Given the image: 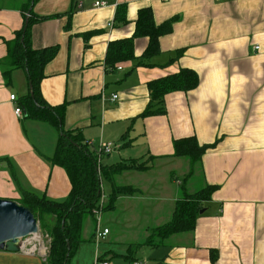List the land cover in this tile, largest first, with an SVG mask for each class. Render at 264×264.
Wrapping results in <instances>:
<instances>
[{"label":"crops","instance_id":"1","mask_svg":"<svg viewBox=\"0 0 264 264\" xmlns=\"http://www.w3.org/2000/svg\"><path fill=\"white\" fill-rule=\"evenodd\" d=\"M96 1L35 3L37 16L59 15L32 26L35 49L59 48L44 67L40 89L48 104L65 106L64 128L92 141L93 151L101 141L114 142L106 163L101 159L106 166L137 160L150 168L118 175L116 180L126 177L123 185L140 193L118 198L115 213L102 219L110 232L98 243L96 220L86 217L84 241L71 263L264 264V0H103L106 6H95ZM25 2L0 0V198L19 204L24 191L64 200L72 186L66 170L50 159L57 129L28 119L21 105L30 91L26 69H13L9 79L4 75L7 42L24 27ZM147 7L158 25L174 19L172 31L159 39L160 51L142 61L149 37L141 36L134 41L135 60L108 63L111 41L132 37L139 11ZM181 68L194 69L199 85L168 93L165 113L141 116L150 101L148 82ZM193 135L200 144L215 145L192 168L188 158L174 156V140ZM159 164L167 169L163 180L151 173ZM176 166L185 180L200 172L203 187L218 189L203 203L193 231L174 234L160 246L146 244L182 198L185 181ZM138 228L144 234L139 240L126 237ZM29 236L28 248L21 238L0 250V264H46L51 239L45 244L41 234Z\"/></svg>","mask_w":264,"mask_h":264},{"label":"trees","instance_id":"2","mask_svg":"<svg viewBox=\"0 0 264 264\" xmlns=\"http://www.w3.org/2000/svg\"><path fill=\"white\" fill-rule=\"evenodd\" d=\"M37 1L26 0L23 5L25 24L23 29L17 32L15 39L7 42L8 54L3 62L9 69L4 71V75L9 79L13 69H26L28 80L32 82L30 91L21 101L27 118L46 122L55 127L59 133L56 150L50 159L54 165H59L66 170L72 185L70 193L64 200H55L46 195L40 196L34 192L24 191L21 204L33 209L35 216L40 220L41 227L45 225L49 227L47 232L51 237V243L46 264H71L72 258L84 241L82 233L86 217L93 216L97 223V214L103 215L105 211L116 209L120 196L140 193V190L133 185L118 184L116 177L130 170L144 171L150 166H147L146 162L137 160L119 162L110 166L99 163L97 152L93 151L88 143L83 142L78 133L64 128L65 106H52L46 102L40 89L44 67L56 56L59 48L51 46L35 49L32 43V26L38 21L59 15L37 16L33 11ZM173 22L172 18L158 25L154 20L152 8L141 9L134 35L111 41L107 54L108 63L135 60L137 57L134 41L141 36L149 37V44L141 60L145 61L154 56L160 51V37L172 31ZM199 82V74L191 68H181L176 73L149 81L150 101L141 116L165 113V96L168 93L190 91L195 89ZM214 145L200 144L194 135L177 138L174 140V156L188 158L193 168V165L202 159L207 149ZM102 175L112 184V192L103 205L101 203ZM217 189V185L208 184L194 193L185 192L184 196L176 202L172 218L155 227L145 243L160 246L174 234L193 231L201 215L200 211L204 209L203 203L210 201ZM46 215L54 217L52 224L44 225L43 219ZM211 253L212 261L215 262L217 252L212 250Z\"/></svg>","mask_w":264,"mask_h":264},{"label":"water","instance_id":"3","mask_svg":"<svg viewBox=\"0 0 264 264\" xmlns=\"http://www.w3.org/2000/svg\"><path fill=\"white\" fill-rule=\"evenodd\" d=\"M29 14L26 18V25ZM32 82L30 81V88ZM202 209L200 213H203ZM39 231L38 220L32 208L11 199L0 198V250L17 245L21 238Z\"/></svg>","mask_w":264,"mask_h":264},{"label":"rangeland","instance_id":"4","mask_svg":"<svg viewBox=\"0 0 264 264\" xmlns=\"http://www.w3.org/2000/svg\"><path fill=\"white\" fill-rule=\"evenodd\" d=\"M106 156H104V163H106V160H107V158L108 157H106ZM103 163V165H105ZM162 164V163H161ZM161 164H159L154 170H153V172H151L152 174H154L155 175V177H157V178H159L160 180H163L165 177H166V174H167V169L165 168V167H162L161 166ZM175 169H176V171L178 172L177 173V176H179V180H184L185 182H184V184H185V186H184V188H182V187H180V192H181V196L183 197L184 196V193L185 192H188V193H194L195 191H197V190H199V189H201L203 186H202V179H201V175H200V172H196V174L194 175V176H191V177H189L187 180H185V174H183V173H180V171H181V169L182 168H180V167H175ZM118 177V176H117ZM117 177H116V179H117ZM147 177H150V176H147ZM126 177H121V178H119L118 180H116V182L118 183V184H125L126 183V180L127 179H125ZM151 178V177H150ZM137 180H141V181H145V177H137L136 178ZM101 180H102V184H103V195H106V197H108L109 196V194L112 192V190H111V186H110V180H108L104 175H102V177H101ZM170 183H171V181H170ZM173 186H175V187H177L178 188V184L177 185H175V184H172ZM189 187V188H188ZM107 201V199H103L102 200V205H103V203H105ZM117 209H119V208H117ZM115 212H113V210H108V211H105L104 213H103V215L102 214H100V217H101V219H104L105 221H106V217L108 216V215H110V214H114ZM52 216H45L44 217V219H43V222H44V225H45V223H48V224H52V222L54 221V220H52V218H51ZM37 218V220H38V225H39V230H40V232H39V234H41V237H43L44 238V240L46 241V243L45 244H47V242H49V240L51 239V237L49 236V233H47V230L49 229V227L48 226H42L41 227V223H40V221H39V218L38 217H36ZM88 219L92 222V224H95V221H94V219L92 218V217H88ZM46 221V222H45ZM86 229H85V231H84V233L86 234ZM139 235L140 236H142V235H144L143 233H142V230L140 229V228H138L137 230H136V232H132V231H127L126 232V237H128L130 240H139L140 239V237H139ZM34 241H36V240H33V242ZM28 247H30V246H28ZM138 253V255H141L142 253L141 252H137ZM142 256V255H141ZM145 256V255H144ZM71 264H73V263H71Z\"/></svg>","mask_w":264,"mask_h":264},{"label":"built area","instance_id":"5","mask_svg":"<svg viewBox=\"0 0 264 264\" xmlns=\"http://www.w3.org/2000/svg\"><path fill=\"white\" fill-rule=\"evenodd\" d=\"M106 5H107V2L103 1V0H97L95 2V6H106ZM254 49L259 50L260 45H258V44L255 45ZM119 69H121V67H119ZM116 98H118V94L113 95V99H116ZM11 99L15 100L16 95L15 94L11 95ZM16 113L19 116H21L23 114V108L21 106H17ZM88 143L92 144V141H88ZM114 146H115V144L112 141H109V142L101 141L100 142L99 147L97 148V154H98L99 162H101L102 157H104L105 155H108L112 152V150L114 149ZM97 215H98V220H97L96 227L94 230V239L98 243L99 241L105 239V237L109 234L110 229L103 225L102 219L100 217V213H98ZM38 234H39V231L37 233L31 234V235L35 236L34 238L39 239V237L37 236ZM30 238H31V236L22 238V240H21L22 241L21 242L22 247L28 248L27 245L32 243V241L30 242ZM32 246H34V248H36V247L38 248L40 246V244L33 243ZM96 264H109V262L108 261H100L99 259H97ZM132 264H142V262L139 260H135L132 262Z\"/></svg>","mask_w":264,"mask_h":264}]
</instances>
